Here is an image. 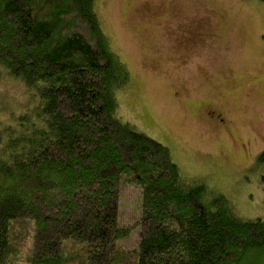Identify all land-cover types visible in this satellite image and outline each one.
Here are the masks:
<instances>
[{
	"label": "trees",
	"instance_id": "obj_1",
	"mask_svg": "<svg viewBox=\"0 0 264 264\" xmlns=\"http://www.w3.org/2000/svg\"><path fill=\"white\" fill-rule=\"evenodd\" d=\"M96 6L0 0V82H20L32 102L0 121V264H264V217H239L120 115L131 75ZM123 183L142 200L131 252Z\"/></svg>",
	"mask_w": 264,
	"mask_h": 264
},
{
	"label": "rangeland",
	"instance_id": "obj_2",
	"mask_svg": "<svg viewBox=\"0 0 264 264\" xmlns=\"http://www.w3.org/2000/svg\"><path fill=\"white\" fill-rule=\"evenodd\" d=\"M113 50L130 71L117 93L125 121L165 144L188 179L222 194L243 219L264 217V2L97 0ZM27 88L0 82V121L32 107ZM218 110L223 122L208 116ZM138 187L123 183L120 241L140 240Z\"/></svg>",
	"mask_w": 264,
	"mask_h": 264
},
{
	"label": "flooded vegetation",
	"instance_id": "obj_3",
	"mask_svg": "<svg viewBox=\"0 0 264 264\" xmlns=\"http://www.w3.org/2000/svg\"><path fill=\"white\" fill-rule=\"evenodd\" d=\"M210 119L216 120V122H223L224 119L220 117V113H218V110L213 109L211 113L208 116Z\"/></svg>",
	"mask_w": 264,
	"mask_h": 264
}]
</instances>
